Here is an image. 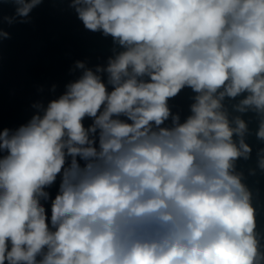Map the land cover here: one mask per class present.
Returning <instances> with one entry per match:
<instances>
[{
  "label": "clouds",
  "instance_id": "obj_1",
  "mask_svg": "<svg viewBox=\"0 0 264 264\" xmlns=\"http://www.w3.org/2000/svg\"><path fill=\"white\" fill-rule=\"evenodd\" d=\"M41 3L0 0V40ZM71 6L121 50L95 71L77 62L82 76L58 99L0 128V264H264L236 172L248 125L224 103L241 97L233 110L254 113L264 140V0ZM185 88L195 96L181 122L168 101Z\"/></svg>",
  "mask_w": 264,
  "mask_h": 264
},
{
  "label": "water",
  "instance_id": "obj_2",
  "mask_svg": "<svg viewBox=\"0 0 264 264\" xmlns=\"http://www.w3.org/2000/svg\"><path fill=\"white\" fill-rule=\"evenodd\" d=\"M14 11L11 5H3V12ZM9 38L0 40V128L16 129L26 124L40 109L58 99L67 85L83 74L77 62L95 71L97 66L106 67L109 58L120 51L111 36L87 30L79 20L71 0H42L30 13L28 23L4 25ZM105 82L107 74H103ZM111 86H109V89ZM195 93L183 89L168 101L173 114L183 122L190 115V106ZM235 100L224 101L230 115H240L248 125L244 141L251 148L248 159L236 161V172L241 174L242 183L251 193V203L256 211L257 233L264 236V169L259 161L264 156V140L256 136L259 118L252 112L237 113L232 105ZM92 123L85 118V127ZM168 123V122H166ZM59 190V178L46 189L52 199ZM50 203L45 202L50 218Z\"/></svg>",
  "mask_w": 264,
  "mask_h": 264
}]
</instances>
